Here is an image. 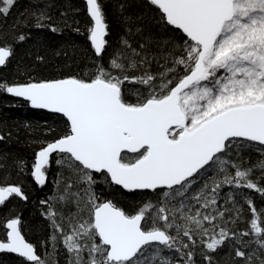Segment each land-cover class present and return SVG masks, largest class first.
<instances>
[{
    "label": "snow or ice",
    "instance_id": "obj_1",
    "mask_svg": "<svg viewBox=\"0 0 264 264\" xmlns=\"http://www.w3.org/2000/svg\"><path fill=\"white\" fill-rule=\"evenodd\" d=\"M85 2L92 22L87 38L100 58L108 45L109 25L100 0ZM0 3V15L7 17L16 0ZM148 3L158 11L156 23L183 34L179 43L144 36V30L136 27L143 43L134 47L122 38L109 67L97 61L87 78L0 82V91L23 98L33 108L63 114L68 121L67 134L41 147L32 164L31 175L40 186L47 181L54 153L59 154L55 163L76 176L75 183L67 179L63 192L53 198L68 207L67 215L56 211L49 200L40 201L48 206L42 215L50 224L49 241L53 248L58 241L62 244L68 264H194L192 249L199 237L202 249L216 252L227 245L235 257L251 264L255 253L241 249L255 244L264 250V213L246 198L253 217L248 230L236 233L214 222L223 220L226 211L232 223L242 215L240 208L217 207L222 186L254 189L264 196V188L250 178L259 171L264 179V0ZM126 6L122 3L120 8ZM51 19L46 12L34 14V26L61 31L45 23ZM127 20L135 22L131 16ZM64 23L70 27L67 19ZM73 30L79 32L78 27ZM127 32L135 34L132 28ZM27 38L21 33L15 39ZM14 54L13 46L0 43V66ZM153 63L160 69L156 73L151 71ZM177 67L183 68L182 75ZM130 70L140 74L129 75ZM126 82L143 86V91L125 89ZM126 94L135 95L137 102H128ZM10 135L0 133V142ZM255 144L261 146L262 158L242 169L243 161L230 154L238 158V149ZM17 166L23 171L25 162L20 160ZM213 166L225 174L223 179L211 185L203 182L193 192L197 177ZM229 168L234 175L228 174ZM94 173L129 193L158 192L163 200L146 202L130 214L112 200L101 199L94 189ZM13 197L28 200L20 186L0 185V207ZM189 198L200 206L194 212L186 202ZM177 199L178 206L169 207ZM177 215L183 223H175ZM21 225L19 216L6 221L0 252L18 254L31 264H48L26 240ZM165 250L178 258L165 255ZM204 259L213 264L211 256Z\"/></svg>",
    "mask_w": 264,
    "mask_h": 264
},
{
    "label": "trees",
    "instance_id": "obj_2",
    "mask_svg": "<svg viewBox=\"0 0 264 264\" xmlns=\"http://www.w3.org/2000/svg\"><path fill=\"white\" fill-rule=\"evenodd\" d=\"M100 2L109 25V35L106 37L108 45L105 52L100 58H97L87 38V30L92 22L87 14L85 0H16L7 17L0 15V43L11 45L15 50L14 56L7 65L0 67V82L25 83L29 80L41 81L69 76L87 78L86 73L94 67L95 62L99 61L105 68L109 67V60L121 47L122 38L129 39L134 47L138 43H143L141 35L135 33L136 27L144 30V36L151 35L155 39L171 38L178 43L183 39V34L179 30H175L171 26L165 28L156 23L153 18H158V11L148 3V0H100ZM122 3L127 5L123 10L120 8ZM0 6H3L2 3ZM39 12H46L51 16L52 19L45 23L56 25L61 31L51 32L48 27L36 28L34 14ZM62 13H66V17L62 16ZM128 16H131L135 22L128 21ZM65 19L70 27L65 25ZM73 21H78V24ZM77 27L79 32L73 30ZM128 28H132V32L135 34L128 33ZM21 33L28 38L24 42H16L15 38ZM152 50H156L155 46ZM37 57L43 59L39 60ZM159 70L153 63L151 71L156 73ZM177 73L182 75L183 68L177 67ZM139 74L133 70L129 71V75ZM136 87H140L143 91V86L130 85L127 82L124 85L125 89L130 90ZM126 99L131 103L137 102L136 96L132 94H126ZM68 130V121L63 115L33 108L29 102L0 91V133L11 134L10 137L6 136L5 141L0 142V153H3L5 157L0 159V185H19L28 196L27 201L16 197L10 198L3 207H0V239L5 236L6 221L19 216L22 221L21 230L25 237L36 246L39 254L48 261V264H68L69 254L59 241L55 248L52 247L49 241L50 224L42 215L47 211L48 206L40 204V201L49 200L56 211L67 215L68 207L53 198L63 192L64 182L67 179L70 178L75 183L76 176L70 175L67 169L55 163V160L59 158V154H56L52 157V163L47 168V181L44 186H40L31 175L32 164L36 152L41 147L47 142L67 134ZM260 148V145L255 144L238 149L240 152L238 158L234 152L230 156L237 162L243 161L242 169L248 168L262 158L258 151ZM20 160L25 162L23 171L17 166V162ZM228 174L234 175V169L229 168ZM224 175L218 167L213 166L197 177V183L193 185L192 191L194 192L202 186L203 182L211 185L214 180L220 181ZM93 176L97 180L94 186L95 192L101 199L112 200L130 214H134L146 202L157 204L158 200H163L158 192L129 193L119 186L105 183L100 175L94 173ZM260 176L261 173L256 171L250 178L264 188V179H260ZM246 198L253 201L258 212L264 213V196L254 189L234 185L222 186L217 194V207L221 211L240 208L242 215L235 223H232L228 219L229 213L226 211L225 218L218 219L214 223L236 233L248 230L249 222L253 217L245 202ZM233 199L235 203H233ZM186 202L194 206L191 209L192 212L200 207L190 198ZM173 205L178 206V199L172 201L169 207ZM201 211L211 212V209H201ZM154 212L155 209L153 214ZM84 218H87V214ZM175 223H183L178 215ZM206 226L211 227L207 225V222ZM64 228L67 231L68 225L65 224ZM170 231L173 235L176 234L174 230ZM245 239H252V237ZM192 250L195 253L194 264H208L204 259L205 255L211 256L213 264H249L245 259L235 257L233 248L227 245L216 252L202 249L199 237H197V246ZM241 250L248 254L255 253L251 264H264V250H258L255 244ZM164 254L172 256L173 259L178 258L175 253H170L167 250ZM0 264H31V262L16 254L4 252L0 253Z\"/></svg>",
    "mask_w": 264,
    "mask_h": 264
},
{
    "label": "water",
    "instance_id": "obj_3",
    "mask_svg": "<svg viewBox=\"0 0 264 264\" xmlns=\"http://www.w3.org/2000/svg\"><path fill=\"white\" fill-rule=\"evenodd\" d=\"M0 67H2V66H0ZM55 79H59V78H55ZM12 96V95H11ZM19 99H22V100H24L23 98H19ZM26 101V100H25ZM28 102V101H27ZM41 110H45V111H48V112H51V113H54V112H52V111H50V110H47V109H41ZM57 114H60V113H57ZM60 115H63V114H60ZM66 118V117H65ZM67 119V118H66ZM54 154H56V153H54ZM53 154V155H54ZM38 184V183H37ZM8 185H16V184H8ZM19 186V185H18ZM23 191V190H22ZM25 194V193H24ZM21 219V218H20ZM22 234L24 235V233L22 232ZM25 236V235H24ZM26 238V237H25ZM26 240L27 241H29L27 238H26ZM30 242V241H29ZM31 243V242H30ZM33 244V243H32ZM34 245V244H33ZM36 247V246H35ZM36 250H37V248H36ZM0 253H4V252H0ZM8 253V252H7ZM37 253L39 254V252H38V250H37ZM14 254V253H13ZM16 255H18V254H16ZM40 255V254H39ZM19 256V255H18Z\"/></svg>",
    "mask_w": 264,
    "mask_h": 264
},
{
    "label": "flooded vegetation",
    "instance_id": "obj_4",
    "mask_svg": "<svg viewBox=\"0 0 264 264\" xmlns=\"http://www.w3.org/2000/svg\"><path fill=\"white\" fill-rule=\"evenodd\" d=\"M54 155H56V154H54ZM54 155H53V156H54ZM53 156H52V157H53Z\"/></svg>",
    "mask_w": 264,
    "mask_h": 264
}]
</instances>
